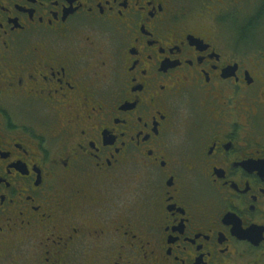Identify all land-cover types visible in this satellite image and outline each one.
Here are the masks:
<instances>
[{"label":"flooded vegetation","instance_id":"1","mask_svg":"<svg viewBox=\"0 0 264 264\" xmlns=\"http://www.w3.org/2000/svg\"><path fill=\"white\" fill-rule=\"evenodd\" d=\"M0 264H264V0H0Z\"/></svg>","mask_w":264,"mask_h":264}]
</instances>
